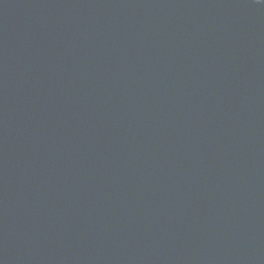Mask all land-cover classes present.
Instances as JSON below:
<instances>
[{
  "label": "water",
  "instance_id": "95a60500",
  "mask_svg": "<svg viewBox=\"0 0 264 264\" xmlns=\"http://www.w3.org/2000/svg\"><path fill=\"white\" fill-rule=\"evenodd\" d=\"M0 264H264V0H0Z\"/></svg>",
  "mask_w": 264,
  "mask_h": 264
}]
</instances>
